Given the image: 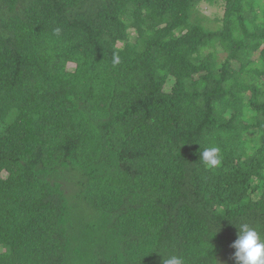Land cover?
Instances as JSON below:
<instances>
[{
    "label": "trees",
    "instance_id": "16d2710c",
    "mask_svg": "<svg viewBox=\"0 0 264 264\" xmlns=\"http://www.w3.org/2000/svg\"><path fill=\"white\" fill-rule=\"evenodd\" d=\"M215 1L0 0V264H236L264 234V0L192 19Z\"/></svg>",
    "mask_w": 264,
    "mask_h": 264
},
{
    "label": "clouds",
    "instance_id": "9594fccd",
    "mask_svg": "<svg viewBox=\"0 0 264 264\" xmlns=\"http://www.w3.org/2000/svg\"><path fill=\"white\" fill-rule=\"evenodd\" d=\"M200 160L209 168L218 167L221 164L219 149L204 148L200 152ZM236 227L237 239L231 244V247L235 249L233 259L236 264H264V234L247 222H241ZM219 230L220 227L212 236ZM163 264H183V262L180 257L170 255L166 259L163 257Z\"/></svg>",
    "mask_w": 264,
    "mask_h": 264
},
{
    "label": "rangeland",
    "instance_id": "374dc122",
    "mask_svg": "<svg viewBox=\"0 0 264 264\" xmlns=\"http://www.w3.org/2000/svg\"><path fill=\"white\" fill-rule=\"evenodd\" d=\"M224 15V7L221 0H216L214 3L203 2L193 13L192 19L201 23L208 29L215 30L222 25ZM222 54H220V57ZM222 59V57H221ZM74 65L69 64V68L73 69Z\"/></svg>",
    "mask_w": 264,
    "mask_h": 264
}]
</instances>
